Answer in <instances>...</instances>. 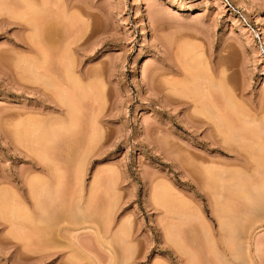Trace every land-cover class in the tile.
<instances>
[{"label":"rangeland","instance_id":"374dc122","mask_svg":"<svg viewBox=\"0 0 264 264\" xmlns=\"http://www.w3.org/2000/svg\"><path fill=\"white\" fill-rule=\"evenodd\" d=\"M32 5L67 14L47 67L59 75L69 37L79 76L65 81L76 112L54 150L48 225L25 217L26 180L52 148L36 124L62 116L30 66L31 31L12 16ZM0 13V264H230L215 180L230 193L218 199L236 264H264V188L249 183L243 197L230 175L239 152L264 161V0H0Z\"/></svg>","mask_w":264,"mask_h":264},{"label":"bare ground","instance_id":"6f19581e","mask_svg":"<svg viewBox=\"0 0 264 264\" xmlns=\"http://www.w3.org/2000/svg\"><path fill=\"white\" fill-rule=\"evenodd\" d=\"M28 1V0H27ZM25 2V1H24ZM26 5V4H25ZM27 5H28V3H27ZM29 6V5H28ZM30 7V6H29ZM29 7H27V9H29ZM32 7H34L33 5H32ZM31 7V9H33L32 11H26V13H25V10H26V8H25V10L23 11V10H21V13H19V14H16V13H14L12 16H17V18H20L21 19V22H22V24L23 25H25L26 27H28V29H30V31H31V41L33 42V45H34V54H35V57H34V59L33 60H31V64H30V66H34L35 67V70H36V74H37V79H38V81L40 82V86H41V88H42V90L43 91H45L46 89L48 90V96H49V98H51V100L52 101H54V103L56 102L57 104V106L56 107H58V108H60L61 110H62V116H60V118H55V119H51V120H49L50 118H48L47 120H46V118H41L40 120H39V122H38V125L36 124V126H38V127H36L37 128V132H38V130H41V133L43 134V136L45 137V135H46V143H48L47 141H49V143H48V145L46 144L45 146H49V145H52V148L50 149V154L48 155L47 153L45 154V153H41L39 156H38V154H36L38 157V160H36L34 163H33V168H38V167H40L39 168V170H40V172L38 173V174H32L31 175V177L33 176V175H35V177H32V179H29V180H26V185L28 186V193H29V195H28V197L30 196L31 197V200L32 201H30V204H31V202H32V207H33V209H32V211H31V208H29L28 206H27V208L28 209H30L27 213H28V215H26L25 214V217L27 218H29V220L30 221H35V222H37L38 224L40 223V222H44L45 224L48 222V215L49 216H51L50 214H47L48 213V210L50 209V203L51 202H53L52 200L54 199V198H52L51 196L53 195V196H55L54 194H56V193H54V191L58 188V186H57V184H59L58 183V181L60 180H58L57 181V179L59 178V173L57 174V168L56 167H58L57 165H55V164H57V163H55V161H53L55 158H56V156H57V154H56V151H54V150H56V144H57V142L63 137V136H65L66 135V133L68 132V130H69V125H71L72 124V122H73V120L75 119V112H76V104H75V102H74V99H73V97H71L72 95H70V93H69V88H67L68 86L66 85V83H65V81L66 80H72L73 82H74V84L76 83V82H78V80H79V76L78 75H76L77 73H75V68H74V66L70 63V58H69V60H68V57H67V53H70V50H72V44H73V41H71V39H68L69 37H66L65 38V40H66V42H65V46H64V48H62L63 49V53H61V55H60V57H61V59H65L63 62L61 61V59H60V62H61V64H60V70L58 71L59 72V75H54L53 73H52V71H51V69H49L50 68V66H49V68L47 67L48 66V63H49V61H48V53H50V50H51V48L50 47H52L51 46V41H50V33H51V29L55 26H60L61 28H62V30L64 31V33L66 34L67 33V31L70 29V26L71 25H69V23H71L70 21H69V18H68V16H67V14H57L56 12L55 13H53V12H51V10H48V9H44V8H38V9H36L35 7V9L34 8H32ZM24 8V7H23ZM23 11V12H22ZM10 12V11H9ZM12 12H15V11H13L12 10ZM28 12H30V13H28ZM18 13V12H17ZM1 14V13H0ZM11 14V13H10ZM24 21V22H23ZM21 24V25H22ZM22 25V26H23ZM69 32V31H68ZM67 36V35H66ZM30 38V37H29ZM75 48V47H74ZM77 48V47H76ZM74 50V49H73ZM1 54V53H0ZM5 54H7V53H5ZM2 56V55H1ZM0 56V57H1ZM7 57H8V54L6 55ZM24 57V56H23ZM63 57V58H62ZM3 58H4V56H3ZM18 58V57H17ZM21 58V57H20ZM26 57H24V59H25ZM67 58V59H66ZM0 59H2V57L0 58ZM10 59V58H9ZM23 59V58H22ZM6 60V59H5ZM1 62H2V60H0ZM19 61V60H18ZM25 61V60H24ZM24 61H22L21 60V62H23V63H26L27 62V60H26V62H24ZM6 62V61H5ZM8 62V61H7ZM72 62V61H71ZM2 63H4V61L2 62ZM29 65V64H28ZM71 81V82H72ZM212 81V80H211ZM211 83V85L213 84L214 86H216V88H217V86L218 87H220L219 86V83H214V82H210ZM76 85V84H75ZM212 85V86H213ZM262 85H264V79H263V83H262ZM213 86V87H214ZM38 88H40V87H38ZM226 95V94H225ZM223 97H224V95H223ZM210 98V97H209ZM227 99V98H226ZM212 101V100H211ZM180 102L181 103H183V104H188V102L186 101H182V100H180ZM213 104V103H212ZM213 106H214V104H213ZM208 106H206V107H204L203 106V108H207ZM209 108V107H208ZM214 108H216V106L214 107ZM207 110V109H206ZM209 110V109H208ZM52 114V113H51ZM38 120H36V123H37V121ZM27 121V120H26ZM32 120H30V122H31ZM32 123V122H31ZM34 123H35V121H34ZM33 123V124H34ZM20 124V123H19ZM16 125H18V123L16 124ZM14 126V128L15 129H13L14 131H13V133L14 134H16V135H18V137H19V133H16V132H18V131H20V130H18L19 128H17V126ZM27 125H29V124H27ZM27 125H25V129H26V127H27ZM35 125V124H34ZM34 127V126H33ZM28 128V127H27ZM35 128V127H34ZM17 129V130H16ZM21 129V128H20ZM25 129H24V132H30V131H28L29 130V128H28V130H26L25 131ZM34 130H36V129H34ZM23 131H22V134L24 133ZM39 133V132H38ZM41 133H39V135L41 134ZM27 135V134H26ZM29 135H31V134H29ZM21 136V135H20ZM29 137V136H28ZM39 137V136H38ZM37 137V138H38ZM42 137V136H41ZM23 138V137H22ZM30 138V137H29ZM32 138V137H31ZM34 139V138H33ZM37 140H39V139H37ZM40 140L42 141V140H45L44 138H40ZM38 142V141H37ZM40 143V142H39ZM44 143V142H43ZM51 143V144H50ZM37 145V144H36ZM36 147H38V146H36ZM35 147V149H37ZM47 147H45V148H47ZM50 148V147H49ZM241 148H242V146H241ZM243 148H245V147H243ZM240 150V149H239ZM37 151H39L38 149H37ZM44 151V150H43ZM241 151H242V149H241ZM30 152H33L32 150L30 151ZM40 152V151H39ZM45 152H47V150L45 151ZM49 152V151H48ZM243 153H245V152H243ZM246 154V153H245ZM31 155H32V153H31ZM56 155V156H55ZM250 155V154H249ZM248 156V155H247ZM243 156V154H241L240 152L238 153V157H243V159H244V161L242 160V158H241V160L243 161V162H241V160H240V162L242 163H238L239 162V160H238V164H239V168L237 169H234V171H232V173L230 174V175H232L231 177H230V175H227V176H229L228 178H231V180L233 179L234 180V178L236 179L234 182H236V183H233V184H236V187H238L239 188V193H240V195L241 196H243L244 197V195H246L247 197H249L250 196V194H251V192L252 191H250V189H254V187H257V185H259L260 186V188H259V191L261 190V187L262 188H264V161H262V164H261V162L260 163H258V161L255 159V157H254V160L257 162H255L254 160H252V163H251V155L250 156ZM252 156H254V155H252ZM238 157H237V159H238ZM36 158V159H37ZM249 158V159H248ZM253 159V158H252ZM259 161H260V159H258ZM34 161V160H33ZM255 162V164H254V162ZM32 162V161H31ZM38 165H40V166H38ZM240 166H242V167H240ZM35 170V169H34ZM34 170H32V171H34ZM221 170V169H220ZM223 170H221V172H220V175L218 176L219 178L221 177V180L223 181L224 180V178H226L225 176H224V174H226V172H222ZM230 170H229V172L227 173V174H229L230 172H231ZM218 172V171H217ZM224 173V174H223ZM218 174H219V172H218ZM217 175V174H216ZM27 178V177H26ZM216 178H217V176H216ZM218 179V178H217ZM220 180V179H219ZM219 181V182H222V181ZM226 181H229V180H227V178L225 179ZM217 180H215L213 183V189L216 191V195H217V197H215V194L213 195L214 197L213 198H215L216 199V201L214 200L213 201V204H215L216 203V206L215 207H217V209L214 207V209L215 210H217V211H215V213L216 212H218V213H216V215H219L218 216V219H219V226H218V229L220 230V235L219 236H222V237H219V238H222L220 241H221V243L220 244H224L223 245V251H224V254L225 255H227L228 254V256H230L229 258H228V262L230 263V264H236V259H234V257H233V253H232V250L235 252V250H234V245H233V247H231V249H230V245L232 246V244L231 243H229V240L228 239H230V237H234V235L236 236V234L234 233L235 231H233L232 233H231V235L232 234H234V235H232V236H230V234H229V232H231L232 230L231 229H229L230 231H228V229H227V227L229 228V226H227V225H229V224H226V222L227 223H229L228 221H226V220H229L230 221V219L228 218V219H225L224 217H221L220 216V213L222 214L223 212H221V208H220V206L222 205V203L220 204L219 202H223V198H222V196H223V194H221V193H229V191H225L224 190V192H221V190L223 191V189H224V187L226 186L225 184H224V181L220 184L219 182V184H217V182H216ZM230 182H232V181H230ZM247 182V183H246ZM249 183H251V185H250V187H252V188H250L249 187ZM215 184H217V185H219V186H216ZM222 184H224V185H222ZM227 184H229L228 182H227ZM248 184V186H247V188H248V191H247V188H244V187H246L245 185H247ZM253 184V185H252ZM255 184H257V185H255ZM231 186H232V184H230ZM230 186V188H232ZM254 186V187H253ZM211 188V189H212ZM216 188V189H215ZM226 188H229V187H226ZM233 188H235L234 187V185H233ZM213 189H212V192H213ZM245 190V191H244ZM257 191H258V188L256 189ZM214 191V192H215ZM235 191V190H234ZM234 191H231V192H233L234 194H235V192ZM262 191H264V190H262ZM79 192V195H78V198H76V201H75V209L74 210H76V213H75V217H78V215L80 214V213H82V210L85 208L84 207V196L82 195V191H81V189L78 191ZM213 192V193H214ZM237 192V191H236ZM246 192H248L249 193V196L246 194ZM212 193V194H213ZM260 193V192H259ZM220 194V197H221V199H223V200H220V199H218V195ZM230 194V193H229ZM237 194V193H236ZM235 194V195H236ZM261 194L263 195V192H261ZM233 195V194H232ZM234 195V196H235ZM255 195V194H254ZM239 196V195H238ZM238 196H235V198L237 197V199L236 200H238L239 198H241L240 196L238 197ZM30 197H29V199H30ZM212 197V196H211ZM219 197V198H220ZM224 197V196H223ZM250 197H253V194L250 196ZM51 198H52V200H51ZM264 197H262V199H263ZM212 199V198H211ZM244 199V198H243ZM243 199H240L241 201L243 200ZM247 200H248V198H246ZM249 199H252V198H249ZM0 200H1V198H0ZM3 200V199H2ZM213 200V199H212ZM253 200V199H252ZM50 201V203H48ZM251 200H249L248 202H250ZM261 201V197H260V199H259V201H257L258 202V204H259V202ZM46 202H47V207H46ZM215 202V203H214ZM253 202V201H252ZM262 202H264V201H262ZM3 204V203H2ZM52 204V203H51ZM250 204V203H249ZM261 204V203H260ZM6 205V204H5ZM5 205H2L3 207H6ZM220 205V206H219ZM9 206V205H8ZM7 206V207H8ZM48 206H49V209H48ZM222 206H224V205H222ZM2 207V208H3ZM10 207H11V205H10ZM10 207H8V208H10ZM13 207V206H12ZM14 207H16V205L14 206ZM21 207V206H20ZM1 208V207H0ZM22 208V207H21ZM24 208V207H23ZM26 208V207H25ZM25 208H24V210H25ZM26 208V209H27ZM46 208H47V210H46ZM4 209H6V208H4ZM13 209V208H12ZM27 209V210H28ZM220 209V210H219ZM262 209H264L263 207H262ZM3 210V209H2ZM10 210H11V208H10ZM17 210V209H16ZM16 210H12L13 212L14 211H16ZM21 210V209H20ZM20 210H19V212H20ZM85 210V209H84ZM83 210V211H84ZM257 210V209H256ZM260 210V209H259ZM12 211H11V214H12ZM18 211V210H17ZM52 211V210H51ZM7 212V211H6ZM5 211L3 212V213H6ZM22 212V211H21ZM20 212V213H21ZM226 212V211H225ZM2 213V212H1ZM2 213V214H3ZM8 213V212H7ZM16 215L18 214V213H16V212H14ZM13 213V215H15ZM24 213V212H23ZM50 213V212H49ZM214 213V214H215ZM19 215V214H18ZM223 215V214H222ZM6 215H4L3 217H5ZM9 216V215H8ZM12 216V215H11ZM20 216H21V214H20ZM80 217H81V214L79 215ZM225 216V215H224ZM10 217V216H9ZM16 218H18L17 216H15ZM14 217V218H15ZM23 218V217H22ZM21 218V220H25L26 218H24V219H22ZM27 218V219H28ZM79 218V217H78ZM222 218H224V220H222ZM227 218V217H226ZM11 219L13 220V218L11 217L10 218V222H11ZM20 219V218H19ZM26 219V220H27ZM49 219H50V217H49ZM15 221H17L18 222V219H15ZM17 222H14L13 221V224L14 223H17ZM20 222V221H19ZM49 222H50V220H49ZM12 223V222H11ZM34 223V222H33ZM44 223H42V224H44ZM35 224V223H34ZM29 225V224H28ZM47 225H48V223H47ZM64 225H66V224H64ZM18 226V225H17ZM35 227V226H34ZM41 227V226H40ZM48 227V226H47ZM230 227H232V225L230 226ZM45 228V227H44ZM64 228V230L66 229V228H68L67 226L65 227H62V229ZM42 230H43V228H41ZM41 229L39 230V231H37V233H39V235H40V233L42 232L41 231ZM36 230H37V228H36ZM35 230V231H36ZM50 230V229H49ZM46 232V231H45ZM48 232V231H47ZM50 232V231H49ZM60 232H62V231H60ZM63 233V232H62ZM42 235H40V236H43L44 234H43V232L41 233ZM61 236H63V235H61ZM230 236V237H229ZM232 237V238H233ZM126 238V237H125ZM219 240V239H218ZM75 241V240H74ZM73 241V243L74 244H76L75 242ZM234 243H235V241H234ZM237 247V246H236ZM80 248V247H79ZM236 249V248H235ZM224 255V256H225ZM235 255V254H234ZM240 256V255H239ZM227 257V256H226ZM235 258H237V257H235ZM226 262H227V259H226Z\"/></svg>","mask_w":264,"mask_h":264}]
</instances>
